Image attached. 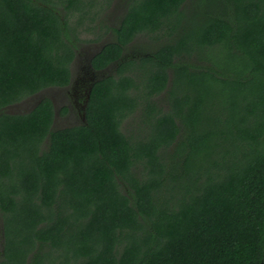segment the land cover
I'll return each mask as SVG.
<instances>
[{"label": "trees", "instance_id": "1", "mask_svg": "<svg viewBox=\"0 0 264 264\" xmlns=\"http://www.w3.org/2000/svg\"><path fill=\"white\" fill-rule=\"evenodd\" d=\"M188 1L129 0L91 59L115 73L84 123L54 129L49 97L3 109L70 84L86 3L0 0V264H264V0ZM143 35L159 45L138 66L125 54ZM141 88L168 89L169 108L148 103L133 139Z\"/></svg>", "mask_w": 264, "mask_h": 264}, {"label": "rangeland", "instance_id": "2", "mask_svg": "<svg viewBox=\"0 0 264 264\" xmlns=\"http://www.w3.org/2000/svg\"><path fill=\"white\" fill-rule=\"evenodd\" d=\"M85 10L74 12L69 23L76 30L77 39L76 56L71 64V82L65 87H48L37 93L24 97L22 100L9 105L3 109L7 113H26L32 110L36 104L45 97H49L54 104L55 118L54 129L75 126L86 121L85 118V97L89 93L91 84L106 74L115 73L116 64L109 66L102 71H96L91 65V59L102 46L113 40V27L121 21L129 0H84ZM209 5H202L200 2L188 1L187 11L197 8H206ZM62 13L65 11L61 8ZM166 30L160 33L162 37ZM159 41L149 35L137 37L134 43L128 48L125 58H133L139 61L141 58L152 54L158 47ZM136 75V74H135ZM170 73V78H172ZM136 80L140 86L144 84L143 70L139 69ZM170 86L168 87V89ZM165 90L153 98H147L144 88L140 92V104L138 108L123 120L122 131L131 138L143 137L149 133L148 103H153L158 109L167 111L168 92ZM176 144L170 148L174 151ZM3 215L0 213V255L4 248ZM54 256L58 254L54 252ZM59 258V257H57ZM1 259V258H0ZM54 264H60L55 259ZM66 264V263H64Z\"/></svg>", "mask_w": 264, "mask_h": 264}]
</instances>
